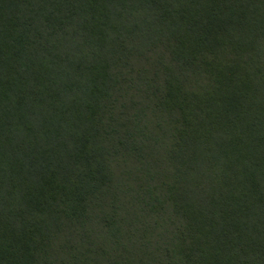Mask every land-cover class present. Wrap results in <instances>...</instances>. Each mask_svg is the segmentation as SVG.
<instances>
[{
	"label": "trees",
	"instance_id": "1",
	"mask_svg": "<svg viewBox=\"0 0 264 264\" xmlns=\"http://www.w3.org/2000/svg\"><path fill=\"white\" fill-rule=\"evenodd\" d=\"M0 264H264V0H0Z\"/></svg>",
	"mask_w": 264,
	"mask_h": 264
}]
</instances>
